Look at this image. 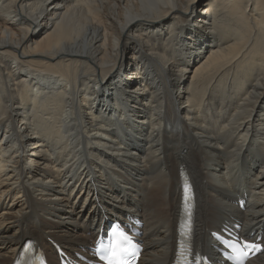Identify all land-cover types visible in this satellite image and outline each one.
Returning a JSON list of instances; mask_svg holds the SVG:
<instances>
[{
  "label": "bare ground",
  "instance_id": "6f19581e",
  "mask_svg": "<svg viewBox=\"0 0 264 264\" xmlns=\"http://www.w3.org/2000/svg\"><path fill=\"white\" fill-rule=\"evenodd\" d=\"M187 190L194 264H264V0H0V264H173Z\"/></svg>",
  "mask_w": 264,
  "mask_h": 264
},
{
  "label": "snow or ice",
  "instance_id": "6c2138e0",
  "mask_svg": "<svg viewBox=\"0 0 264 264\" xmlns=\"http://www.w3.org/2000/svg\"><path fill=\"white\" fill-rule=\"evenodd\" d=\"M128 240V237L120 232L111 247L108 264H125L122 253L127 252V248L124 247V242ZM246 247H251V245H246Z\"/></svg>",
  "mask_w": 264,
  "mask_h": 264
},
{
  "label": "rangeland",
  "instance_id": "374dc122",
  "mask_svg": "<svg viewBox=\"0 0 264 264\" xmlns=\"http://www.w3.org/2000/svg\"><path fill=\"white\" fill-rule=\"evenodd\" d=\"M92 241V240H91ZM89 241L90 245H93V242ZM89 246V245H88ZM57 254V253H56ZM57 264H59V261L57 260Z\"/></svg>",
  "mask_w": 264,
  "mask_h": 264
}]
</instances>
